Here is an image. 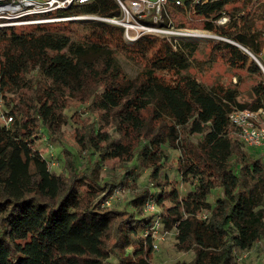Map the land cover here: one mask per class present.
Returning <instances> with one entry per match:
<instances>
[{"label":"trees","instance_id":"1","mask_svg":"<svg viewBox=\"0 0 264 264\" xmlns=\"http://www.w3.org/2000/svg\"><path fill=\"white\" fill-rule=\"evenodd\" d=\"M59 13L106 18L121 10L116 0H93ZM167 13L160 26L214 33L264 67L261 0H185ZM223 39L209 44L210 55L258 77L249 101L239 102L231 88L204 86L191 73L197 45L184 39L143 35L129 45L122 27L102 20L0 30V96L13 117L9 127L0 124V264H151L152 236L143 235L153 225L143 212L150 197L163 211L164 229L175 230L178 249L194 253L175 264H237V251L264 241V162L244 150L229 120L235 108L264 110V74ZM119 55L140 66L135 77ZM77 104L92 118L74 129L75 141L98 158L81 170L64 149L66 174H53L35 143L44 135L62 143L65 110ZM168 149L181 154L180 182L165 175ZM22 155L34 173L16 172ZM135 159L151 169L158 194L143 188L133 210L103 205L117 188L131 186L119 180L102 187L104 165ZM180 183L193 188L182 194ZM217 189L223 197L211 203ZM134 238L138 251L131 255Z\"/></svg>","mask_w":264,"mask_h":264},{"label":"rangeland","instance_id":"2","mask_svg":"<svg viewBox=\"0 0 264 264\" xmlns=\"http://www.w3.org/2000/svg\"><path fill=\"white\" fill-rule=\"evenodd\" d=\"M86 20L90 19H80L64 22L75 23ZM221 21V24H224L228 21V19L226 21L222 19ZM188 30L207 33L206 35L212 34L217 36L214 33L200 29ZM172 31L178 32L179 30L173 29ZM200 35L204 34H198V36ZM200 37L201 38L193 37L184 39L191 43H196L197 45L195 55L191 59L193 66V68L191 69V73H193L196 78L207 88L213 85H222L225 88H231L232 90H234L238 95L237 100L239 102L243 103L249 101L252 97L253 86L258 82V77L248 71L232 68L220 58L214 59L211 57L209 44H211V42L214 40L218 41L222 39L209 37L202 38V36ZM124 39L127 44H132L131 42L126 40L125 36ZM118 57L125 71L131 77H135L141 69L140 66L136 64L132 59H129L123 55H119ZM251 59L254 60L252 56ZM11 97L18 99L19 96L17 93H15L11 94ZM5 107L8 108L6 104ZM65 114L69 120L68 123L63 125L62 127V143L52 141L49 138H46L45 135L42 137L40 136V138L35 143V150L38 151L43 156V158L48 161L49 172L57 175L66 174L65 160L63 157L64 149L74 154L77 159L78 166L81 168V170L89 169L91 164L98 158L96 154H85L84 152L79 151V147L74 138V129L80 126L81 122L85 119L92 118L90 112L87 109V106L78 104L73 105L69 109L65 110ZM248 151L259 154V157L264 162V148H253L248 149ZM167 154L169 155V158L164 161L165 163L163 167L165 175L171 182H180L181 179L176 169V162L181 154L179 151L171 149L167 150ZM131 169H134V172L133 175L128 178L129 170ZM22 170H28L30 173L35 172L34 163L31 160L27 159L24 155L20 157L16 167L17 173H20ZM100 177V184L104 188H106L107 185L111 186L113 183H117L119 180H128L129 184H131V186L129 187H119L115 190V195L110 206V208L114 210H133L131 206L132 199L134 195L139 193L143 188H149L151 192L154 193L159 192V190H157L152 185L151 169L143 168L138 163L137 159L121 165L112 163L105 164ZM192 188L193 186L188 183L179 184V190L182 194H185ZM117 191H120L121 194H117ZM221 197H223V193L221 190L217 189L211 193L208 200L211 203H215ZM145 215L146 214H144V217ZM141 226L143 227L144 225L142 224ZM156 243H158V249H153L151 252V264H175L179 261L190 262L194 258V253L192 251L185 252L178 249L176 233L174 229H161L157 236ZM133 244L134 246L129 248V253L131 255L136 254L138 251L137 238L133 239ZM235 256L237 264H264V241L256 243L248 253L237 251ZM240 257H242L241 261L238 260Z\"/></svg>","mask_w":264,"mask_h":264},{"label":"built area","instance_id":"3","mask_svg":"<svg viewBox=\"0 0 264 264\" xmlns=\"http://www.w3.org/2000/svg\"><path fill=\"white\" fill-rule=\"evenodd\" d=\"M93 0H0V30L4 28H16L36 26L42 24H53L64 21L80 20L96 17L110 24L120 26L124 29V36L129 42H134L143 35H155L176 39L201 38L196 34H207L188 29H176L171 26H160L167 13L168 5L183 6L185 0H116L121 13L115 17H98L90 15H63L59 11H66L74 5H84ZM264 3V0H261ZM210 0H192L194 4H208ZM225 21V17L222 18ZM222 19L218 23H222ZM179 30L178 32L172 31ZM186 30V31H185ZM184 31V32H183ZM208 32V31H207ZM215 36L208 34L206 37ZM229 120L235 128V134L242 147L248 149L264 148V110H251L248 108H235L229 113ZM13 117L5 107L4 99L0 96V124L9 127ZM121 191V190H120ZM117 191V194H121ZM115 193V191H114ZM112 194L103 205L110 207L115 194ZM144 214L153 220L152 227L144 232V236H152V247L158 249L156 243L159 231L164 228L162 222V209L157 205L155 199L150 197L143 208ZM201 217L206 219L208 212ZM250 250V249H249ZM249 250L239 251L248 253ZM242 257L238 260L241 261Z\"/></svg>","mask_w":264,"mask_h":264},{"label":"water","instance_id":"4","mask_svg":"<svg viewBox=\"0 0 264 264\" xmlns=\"http://www.w3.org/2000/svg\"><path fill=\"white\" fill-rule=\"evenodd\" d=\"M86 19H90V20H100L99 18H96V17H89V18H86ZM209 38H220V39H223L221 37H218V36H211ZM231 44H234L236 46H238L239 48L245 50L250 56H252V58H254V60L257 62V64L259 65V67L262 69L263 71V74H264V67H262L263 65L261 64V62L250 52L248 51L246 48H244L242 45L238 44V43H235L233 41H230V40H227V39H223ZM262 65V66H261Z\"/></svg>","mask_w":264,"mask_h":264},{"label":"bare ground","instance_id":"5","mask_svg":"<svg viewBox=\"0 0 264 264\" xmlns=\"http://www.w3.org/2000/svg\"><path fill=\"white\" fill-rule=\"evenodd\" d=\"M197 36H198V34H197ZM200 36H202V38H203V37H206L207 35L204 34V35H200Z\"/></svg>","mask_w":264,"mask_h":264}]
</instances>
